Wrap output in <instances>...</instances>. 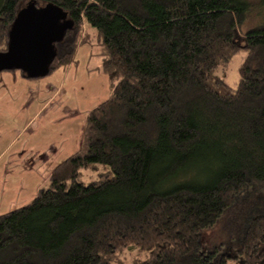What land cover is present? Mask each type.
<instances>
[{
	"label": "trees",
	"instance_id": "obj_1",
	"mask_svg": "<svg viewBox=\"0 0 264 264\" xmlns=\"http://www.w3.org/2000/svg\"><path fill=\"white\" fill-rule=\"evenodd\" d=\"M31 2L53 3L72 24L49 76L73 63L88 26L110 97L48 186L0 215V264H116L130 247L148 255L136 264H227L204 234L244 196L264 193V24L243 33L251 4L0 0V53ZM241 51L233 88L219 71ZM238 233L241 264H264V199Z\"/></svg>",
	"mask_w": 264,
	"mask_h": 264
},
{
	"label": "rangeland",
	"instance_id": "obj_2",
	"mask_svg": "<svg viewBox=\"0 0 264 264\" xmlns=\"http://www.w3.org/2000/svg\"><path fill=\"white\" fill-rule=\"evenodd\" d=\"M246 1L251 4V9L243 25V33L257 25L264 24L262 0ZM84 30L89 35V39L85 37L88 42H84L85 38L84 41H80L76 52L80 47H82L80 51H88L86 57L83 56V53H78L77 59L80 66L77 67V70H71V74L67 77L68 80L62 78L67 76V70L75 62V52L72 64L58 69L48 78L45 77L47 78L44 81L45 85L55 82L57 79L64 80L65 85L68 82V86L64 90L65 95L60 92L61 95L58 96L57 92H53L47 101L41 102L38 96L40 87L38 83L34 84L31 80L25 79L20 71H8L0 74V126H2L0 127V143L1 135L14 137V127L12 129L9 127L14 126L15 118L17 120L19 118L24 126V135H17L14 144L5 151L6 153L3 152L4 147L0 148V202L6 196L10 205L9 210L15 209L17 206H25L32 201L40 188L48 186L49 175L55 165L64 161L69 153L73 155L80 148L88 114L101 101L107 99L108 77L99 69L91 74H86L89 68L93 69L100 63V46L97 43L95 31L88 26H85ZM91 43L93 44L91 48L96 53L93 54L87 68L90 47L83 46V44ZM245 56L246 52L241 51L227 67L219 71V75L233 88L238 85V69ZM91 64L95 67H92ZM45 78H41L39 81L45 80ZM69 91L71 93L68 94ZM62 116L65 118L69 116L71 120L72 137L66 144L67 150L65 149L64 153L58 155L57 152L61 150V146L58 147L59 144L53 139L59 134L58 129H56L55 135L40 129L42 126L49 130L56 128V121ZM11 134L12 136H10ZM38 134H41L42 137L39 138ZM50 140L51 143L44 146ZM102 171L100 169V172ZM95 179H97L96 175L87 173L84 180L90 182ZM260 198L264 199V193L257 192L244 196L239 205L230 211L218 226L204 234L203 238L208 244V250L218 249L220 255L231 257L227 264H241L242 261L237 257L233 239L239 235L238 232L244 225L245 219L259 204ZM147 257L146 253L130 247L120 254L119 262L116 264H136L146 260Z\"/></svg>",
	"mask_w": 264,
	"mask_h": 264
},
{
	"label": "water",
	"instance_id": "obj_3",
	"mask_svg": "<svg viewBox=\"0 0 264 264\" xmlns=\"http://www.w3.org/2000/svg\"><path fill=\"white\" fill-rule=\"evenodd\" d=\"M67 18V12L53 3L37 8L31 2L21 9L10 30L8 50L0 53V74L15 70L28 79L48 77L56 45L72 26Z\"/></svg>",
	"mask_w": 264,
	"mask_h": 264
},
{
	"label": "crops",
	"instance_id": "obj_4",
	"mask_svg": "<svg viewBox=\"0 0 264 264\" xmlns=\"http://www.w3.org/2000/svg\"><path fill=\"white\" fill-rule=\"evenodd\" d=\"M97 43H98V45L100 46V44H99V42L97 41ZM85 45H88L89 47H90V56H89V60H88V64H87V68H88V65H90L89 64V62H90V60L92 59V57H93V54L95 55V53H96V51L94 52V49L93 48H91V45H93L92 43L91 44H83V46H85ZM81 48L82 47H80L78 50H77V52H76V55H75V62L72 64V67H70L68 70H67V76L66 77H62V78H64L65 80H68V75L69 74H71V70L72 71H74V70H77V67H79L80 66V62H79V60L77 59V55H78V53H83V56L84 57H86V53H87V51L88 50H82V51H80L81 50ZM102 48H101V46H100V52H99V57H100V63L95 67L94 65H92V67H95V68H93V69H88V71L86 72V74L87 73H92L93 71H95L96 69H99L100 70V68H101V65H102V60H103V56H102ZM107 76V75H106ZM108 77V76H107ZM48 78V77H47ZM47 78H45V80H41V81H39L40 79H38V80H31L34 84H36V83H38V85L40 86L39 87V93H38V96H39V100L42 102V101H47L48 100V97H50V95H52L53 94V92H57L58 93V96L59 95H61V93L60 92H62V94L63 95H65V88H66V86H68V82H67V84L65 85V81L64 80H60V79H57V81H55V82H52V83H49V84H47V85H45L44 84V81H46L47 80ZM109 91L107 92V99L110 97V84H109ZM49 92H52V93H49ZM68 94L69 93H71L70 91L69 92H67ZM43 94V95H42ZM63 98V97H62ZM107 99H105V100H107ZM105 100H103V101H101L99 104H101L102 102H104ZM98 104V105H99ZM97 105V106H98ZM96 106V107H97ZM93 110V109H92ZM14 126H11V127H9V129H12L13 127H14V133H13V135H14V137H12V138H10V137H6V136H2L1 135V143H0V145H4V146H0V148H2V147H4V149H3V152H5V151H7L8 150V148H10V146H12V144H14L13 142H14V140H15V138H16V136L17 135H19V134H22V135H24V132H23V129H24V126H23V123H22V121L21 120H19V118H18V120H17V118H15V120H14ZM56 128H54V129H47L45 126H42L41 127V131H45V130H47V131H49V133H51L52 135H55L56 134V132H57V130L56 129H58V131H59V134L57 135V136H54V138L53 139H55L56 140V142L59 144L58 145V147L59 146H61V150H59L57 153H58V155H60V154H62V153H64V150L66 149L67 150V146H66V144H68L69 142H70V138L72 137V128H71V120H70V118H69V116H67V118H65V116H62L61 118H58L57 119V121H56ZM0 127H2V126H0ZM6 129H8V128H6ZM21 135V136H22ZM10 136H12V134L10 135ZM38 137L39 138H41L42 137V135L41 134H38ZM22 138V137H21ZM48 138H50V137H48ZM8 139H10V140H8ZM51 143V140H50V142H48L47 144H45L44 146H46V145H49ZM17 144V143H16ZM6 153V152H5ZM72 154V153H71ZM70 153L65 157V159L66 158H68L70 155H71ZM57 155V156H58ZM0 157H1V155H0ZM4 157H5V154H4ZM64 159V160H65ZM39 186V185H38ZM10 205H9V201L8 200H6V196H5V199L4 200H2L1 202H0V215H2V214H5V213H7V212H9V211H11V210H14V209H11V210H9V207ZM13 207V206H12ZM19 207H22V206H17V208H19ZM17 208H15V209H17Z\"/></svg>",
	"mask_w": 264,
	"mask_h": 264
}]
</instances>
